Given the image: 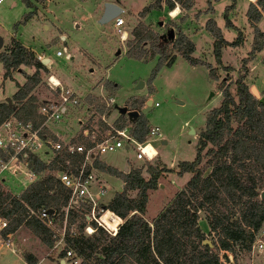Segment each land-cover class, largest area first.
I'll use <instances>...</instances> for the list:
<instances>
[{"label":"rangeland","instance_id":"rangeland-1","mask_svg":"<svg viewBox=\"0 0 264 264\" xmlns=\"http://www.w3.org/2000/svg\"><path fill=\"white\" fill-rule=\"evenodd\" d=\"M118 1L125 9L121 16L125 19L123 29L128 33L122 42L118 39V35L113 32L111 21L106 24L97 22V8L103 5L104 0H42L40 2L31 0L33 7H26L21 0H1L0 53L8 52L12 40H16L24 47H34L50 58V69L43 67L37 70L40 78L34 88V92L38 96L37 102L49 95L44 82L49 73L83 93L94 88L95 82L100 76L114 81L118 87L113 92L114 101L111 107H104V101L99 96H85L89 106L94 105L95 113H103L105 120L114 128L120 124L129 125L126 115L118 114L116 107L122 106L125 99L132 95L144 99L141 106L143 108L140 107L139 112L146 120V126L148 124L157 126L160 131V138L152 144L158 155L150 162L135 160L132 148H120L101 155L100 159L106 165L124 173L128 169L137 168L145 179L149 176L148 166L164 168L157 179L156 188L146 191L147 201L144 206L143 218L151 221L171 202L191 176V173L177 175V163L193 159L197 134L204 128L205 116L211 108L218 106L222 99L220 89L224 85H229L232 90L234 79L238 75L244 76L249 70L248 63L251 59L252 68L247 78L244 79L243 77V82L245 80L244 83L248 90L250 86L254 85L259 96L264 95V44L255 55L253 53L255 48L258 49L264 40L261 41L257 38L253 41V27L250 26L251 24L247 22L245 17L249 2L255 4L256 0H234L232 7L226 14L233 27H227L223 19L224 8L232 0H190V7L192 6V8L187 17L179 16L180 13L172 17L170 15L171 10L166 15L165 10L150 9L142 16L143 18L146 15L145 19L149 22H141L147 28H152L153 32L158 35L166 34L172 30V38L157 42L156 40H148L141 44V48L145 52H149L151 47L160 42L166 45L167 55L178 56L170 66L160 67L149 83L148 77L156 63L157 55L148 56L142 61L128 57L123 50L126 51V42L132 39L131 30L137 24L132 18H128V13L136 14L153 0ZM180 2H184V0H176L174 3L179 5ZM33 8L35 9L33 10ZM48 9L52 10L49 14L46 13ZM184 9L186 10V8ZM32 10L34 13L31 14V17L22 21L24 14L28 11L32 12ZM169 16L172 18L171 20ZM181 18L184 20L182 21ZM159 20L160 22H158ZM207 20H214V25L219 28L222 38L227 42L235 38L236 30H240L242 34L241 45L236 47L226 45L221 49L220 60L231 67L216 63L212 54L214 37L205 28ZM256 26L264 33V14ZM180 30L187 33L190 40L194 42V54L196 57L205 60L204 64L191 68L185 59L180 57V52L172 47V41ZM60 34L63 35V38ZM56 50L61 51L60 56L55 55ZM119 50L120 53L117 55ZM91 59H95L94 64L90 62ZM240 60H242L241 65ZM245 63L246 67L243 66ZM224 67H228L229 70H224ZM232 67L235 68V71ZM89 68H92V72L88 71ZM204 68L208 71L211 70L210 77ZM3 71L0 62V101L5 102L1 99L9 97L10 102H13L17 107L19 103L11 101L16 83L23 81L24 74H33L35 68L19 65L17 69L9 70L7 76L3 75ZM104 96L106 97V95ZM148 99L151 104L146 105L145 102ZM154 103L157 104L154 105ZM129 105L130 103L124 106L129 109ZM100 107L103 109L102 112L98 111ZM91 119L103 131V122L98 116L94 114ZM61 125L76 129V119L74 116L71 118L69 116L68 119H63ZM162 140L165 143H162ZM126 160L129 168L124 170ZM207 160L208 157L202 155L197 166H203L204 175L210 170L206 163ZM105 181L107 188H102L101 192L96 195L95 215L105 209L114 193L121 191L122 181L119 177L105 176ZM100 184H104V181L95 183L93 191H97ZM8 185L12 187L13 184L8 183ZM4 190L2 192L13 194V191ZM104 193H106L105 196H103ZM127 196L134 199L136 190L127 191ZM82 212L86 213L87 210L84 209ZM74 213L77 217L71 226L76 230L80 220L79 216L82 214ZM205 215L203 210L198 212L197 225L202 231L204 239L214 243L216 236L209 231ZM257 231L256 235L264 241V222L260 224ZM12 240L16 248L15 253L22 258L24 255L30 254L35 263L40 260L38 264H59L58 258L61 257L58 256V252L56 250L50 251V248L46 247L39 237L30 233L24 226L13 232ZM3 248L0 246V249ZM217 258L220 264H264V253L255 248L251 250V247L246 250L235 244L231 246V252L219 250ZM65 259V264H74L71 260L67 261V257ZM80 261L81 259L78 258L75 264ZM0 264L26 263L23 259H18L7 253L0 256Z\"/></svg>","mask_w":264,"mask_h":264},{"label":"trees","instance_id":"trees-1","mask_svg":"<svg viewBox=\"0 0 264 264\" xmlns=\"http://www.w3.org/2000/svg\"><path fill=\"white\" fill-rule=\"evenodd\" d=\"M21 1L26 7H33L31 0ZM175 1L163 0V3L168 10H172ZM233 2L223 12L227 27H233L226 16ZM190 5V0L179 3L181 8L186 9ZM257 7L263 11L264 0H256L255 4L249 2L245 16L253 27V41L257 38L263 41L264 34L255 25L260 18ZM160 8L161 0H153L141 9L139 16L142 17L150 9ZM31 14L30 11L25 13L22 21L29 19ZM205 28L214 37L212 54L217 64H220L222 46H238L242 43L240 30H236L235 38L227 42L213 21L207 20ZM131 35L132 39L126 42L125 55L142 61L148 56L157 55L148 77L150 83L160 67L170 66L175 57L167 55L166 45L160 42L151 47L149 52H145L141 44L148 40L157 42L169 38L166 34H156L140 21L132 28ZM172 47L190 64L199 63L190 56L192 43L180 31L172 41ZM0 62L4 76L19 65L35 68L33 74H25L22 85H16L17 90L11 101L19 103L38 84L40 78L37 70L44 66L31 50L16 40H12L8 52L0 53ZM224 70L228 71L229 68L224 67ZM209 74H212L210 69ZM243 77L238 75L234 79L232 90L229 85L220 89L222 99L205 116L204 128L197 134L193 159L177 163V175L191 173V176L171 202L151 221L143 218L146 191L156 188L157 179L164 168L148 166L149 176L145 179L137 168L124 173L95 159V168L117 176L123 182L121 191L114 193L105 206V209L113 212V218L104 216L109 223L118 224L120 218L122 222L113 235L101 228L86 235L82 232L83 216H79L76 234L65 237V247L58 256L63 258L65 250L70 249L77 259H81L78 264H220L217 258L219 250L231 252L233 244L248 250L264 218V198L259 197L260 191H264V95L260 100L254 98L243 82ZM103 84L107 89L112 87V83L107 80ZM32 100L29 96L18 107L13 102H0V122L9 114H15L21 119L32 115L34 106L29 103ZM143 101L142 97L131 98L129 110L138 111V115L128 120L129 125L117 126H129L130 134L137 140L142 138L147 129L146 120L139 112ZM28 104L32 108L27 110L25 106ZM98 111L102 112L103 109L100 107ZM202 155L208 157L206 163L210 170L206 175L203 166L197 167ZM52 186L50 178L36 181L17 198L11 197L9 193L3 194L0 190V215L9 218L3 232L10 233L24 226L50 248L53 243L50 232L35 217H25V205L34 211L41 206L59 210L65 204L66 196L59 186L57 192L50 193ZM131 190H136L134 199L127 196V191ZM200 210L206 213L209 231L216 236L212 246L202 243L204 236L197 225ZM76 217L75 213L68 212V225L73 224ZM23 260L26 264L35 263L30 254L24 255Z\"/></svg>","mask_w":264,"mask_h":264},{"label":"built area","instance_id":"built-area-1","mask_svg":"<svg viewBox=\"0 0 264 264\" xmlns=\"http://www.w3.org/2000/svg\"><path fill=\"white\" fill-rule=\"evenodd\" d=\"M111 22L113 32L122 42L127 34L122 28V18L117 15ZM55 55L60 56L61 51L56 50ZM35 58L41 62L44 55L36 53ZM42 65L50 69L49 61ZM44 82L49 95L36 103L32 115L21 119L9 114L0 122V190L13 191L10 196L17 198L32 183L46 178L53 182L50 193L57 192L58 186L63 190L66 201L59 210L41 206L34 211L25 205V217H35L48 229L53 240L51 249L58 247L59 253L65 247V237L76 234L72 224L67 223L70 211L82 214L85 222L82 232L86 235L92 234L96 228L113 235L121 223L120 219L111 229L100 220L102 211L95 215L96 195L106 185L100 184L98 190L93 191L95 183L103 182L94 175L97 168L93 166V161L100 160V156L107 152L132 148L135 160L150 162L157 156L152 144L160 138V131L157 126H148L142 138L137 140L130 134L129 126H110L103 113L97 114L94 105L89 106L85 96L62 84L53 74L49 73ZM99 97L104 101V107H111V97ZM94 114L104 123L103 131L91 119ZM69 116L76 119V129L66 128V123L61 125L63 119ZM8 183H12V187ZM84 209L86 213L82 212ZM8 222L9 218L0 215V246L16 254L12 240L15 231L3 232ZM256 232L249 247L264 253V241ZM65 256L67 261L77 262L70 249L65 250ZM65 258H62L63 262H66Z\"/></svg>","mask_w":264,"mask_h":264},{"label":"crops","instance_id":"crops-1","mask_svg":"<svg viewBox=\"0 0 264 264\" xmlns=\"http://www.w3.org/2000/svg\"><path fill=\"white\" fill-rule=\"evenodd\" d=\"M104 1H110V2H113V3H115V4H117L120 8H121V12H120V14H119V16L122 18V28H123V26H124V21H125V19L121 16V13H123L124 12V7L123 6H121L120 5V1H118V0H104ZM152 1V0H151ZM176 7H178V9H179V11H178V13H180L179 14V16H182V17H187L188 16V12H190V9L192 8V6L191 7H188L186 10L184 9V8H181V11H180V7H179V5L178 4H174V7L173 8H175L176 9ZM258 8V10H260V8L259 7H257ZM35 8H33V10H34ZM33 10H32V14L34 13L33 12ZM160 10H165V12H166V15L168 14V12L170 11V10H168L167 8H166V6H165V4L164 3H161V8H160ZM52 10H47L46 11V13L47 14H49V12H51ZM97 11H98V14L96 15V18H98V16L100 15V13H101V11H102V5H100V6H98V8H97ZM140 11V10H139ZM138 11V12H139ZM128 12V11H127ZM138 12L136 13V14H130V13H128V18L129 19H133L134 21H136L135 23H137V22H143V23H147V22H149V21H147L146 19H145V17H146V15L142 18V17H139L138 16ZM263 14H264V11H261L260 10V18L263 16ZM91 16V15H90ZM246 17V16H245ZM260 18H259V20H260ZM169 19L171 20L172 18L169 16ZM208 19H211V18H208ZM181 20L183 21L184 20V18H181ZM246 20H247V18H246ZM258 20V21H259ZM146 21V22H145ZM214 21V20H213ZM257 21V22H258ZM158 22H160V20L158 21ZM247 22H248V20H247ZM257 22L255 23V25L257 24ZM250 24V23H249ZM233 25V24H232ZM111 26H112V22H111ZM251 27H252V25H250ZM217 27V26H216ZM257 27V26H256ZM45 28H46V26H45ZM218 28V27H217ZM151 30H152V28H150ZM219 29V28H218ZM152 31H154V30H152ZM181 31V33H183L185 36H186V38L188 39V40H190V37L188 36V34L187 33H184L182 30H180ZM262 32V31H261ZM126 33H127V31H126ZM263 33V32H262ZM128 34V33H127ZM264 34V33H263ZM60 36H62V38H63V35H61L60 34ZM190 42L192 43V46H193V51L191 52V54H190V56L191 57H193V58H195V59H199L198 61H199V63H196V64H190L188 61H186L188 64H189V66H191V68H195V67H197V66H199V65H202V64H204L206 61L205 60H202V59H200L199 57H196L195 56V54H194V50H195V45H194V42H192V40H190ZM263 44H264V42L262 43V45H260V47L258 48V49H255L254 51H253V53H254V55H255V53L258 51V50H260L261 48H262V46H263ZM241 45V44H240ZM240 45H238V46H240ZM224 46H226V45H224ZM224 46H222V48L224 47ZM236 47V46H235ZM25 48H27V47H25ZM221 48V49H222ZM27 49H29V50H31L33 53H34V56H35V54L36 53H42L43 55H44V58H43V60H46L45 62H47V61H49V64H50V68H51V63H50V58L48 57V56H46L43 52H39L37 49H35L34 47H29V48H27ZM124 51V54H125V50H123ZM119 53H120V50L116 53L117 55H119ZM221 53H222V50H220V58H221ZM251 55H253V54H251ZM176 56H178V55H176ZM176 56H175V58H176ZM181 57V56H180ZM95 59H91L90 60V62L92 63V64H94L95 63V61H94ZM175 61V60H174ZM173 61V62H174ZM44 62V63H45ZM241 62H242V60H240V65H241ZM220 63L222 64V65H224V66H226L227 64H226V62H222L221 60H220ZM42 64V63H41ZM239 65V66H240ZM248 65H249V70H247V72L244 74V79H246L247 78V76L249 75V73H250V69L252 68V59L250 60V62L248 63ZM227 66H229V65H227ZM243 66L244 67H246V63L245 64H243ZM229 67H231V66H229ZM233 68V67H232ZM234 69V71H235V68H233ZM19 71H20V69H18ZM204 70L205 71H207V74H208V76L210 77V75H209V71H208V69H206V68H204ZM237 70V69H236ZM88 71L89 72H92V68H89L88 69ZM232 73H234L233 71H232ZM235 74V73H234ZM26 75H30V74H26ZM216 75V74H215ZM25 74L23 75V81L21 82V83H16V85H22L24 82H25ZM217 76V75H216ZM212 78H214V77H212ZM52 79H54V78H52ZM236 79V78H235ZM105 80H107V81H109V82H111L112 83V87L110 88V89H107L105 86H104V84H103V82L105 81ZM61 82H62V80H61ZM244 82H245V80H244ZM65 86H67V87H69V88H71L72 90H74L75 92H77V94H79L80 96H87V95H89V96H91V97H98V96H100V95H106L107 97H111L112 98V100L114 101V99H113V92H115V88L116 87H118V85H117V83H115L114 81H112V80H109L108 78H105V77H102V76H100L97 80H96V82H95V85H94V88H92L90 91H88V92H81V91H79V90H76V89H73L72 87H70V85H68V84H65L64 82H62ZM36 87V85L29 91V93L26 95V97L24 98V99H22L20 102H19V104H17L18 106L21 104V103H23L24 101H25V99H27V97H29L30 96V98L31 99H33L31 102H29L30 104H31V106H34V111H35V106H36V103H37V100L36 99H38V96H37V94H35V88ZM17 90V86L15 87V91ZM103 90V91H102ZM14 91V92H15ZM13 92V93H14ZM13 93H12V95H13ZM104 93V94H103ZM11 95V96H12ZM137 95H132V96H130L129 98H127V99H125V101L123 102V105L122 106H124V105H126V104H128V103H130V100H131V98H135ZM9 98V97H8ZM1 100H4L5 101V98H3V99H1ZM86 101V100H85ZM0 102H2V101H0ZM88 104H89V102L88 101H86ZM17 106V107H18ZM29 107V104L27 105V106H25V109H30V108H32V107ZM141 108H143V107H141ZM119 114V113H118ZM148 126H150L149 124L147 125V127ZM162 143H165V141L164 140H162ZM158 155V154H157ZM100 161H101V159H100ZM103 162V161H102ZM128 161L126 160L125 161V163H124V170L127 168H129V166H128ZM118 170V169H117ZM129 170V169H128ZM120 171V170H119ZM94 175L96 176V177H98V178H100V179H102L103 181H104V184L107 186V183H106V181H105V176H109L107 173H104V172H102V171H100V170H98V169H96L95 170V172H94ZM122 184H123V182H122ZM107 188V187H106ZM107 193V192H106ZM106 193H104V195L103 196H105V194ZM102 196V197H103ZM121 219V218H120ZM121 222H122V220H121ZM52 246L50 247V251H52ZM58 248V247H57ZM54 249V250H56L57 252H58V249ZM7 253H9V254H11L12 256H14V257H16V258H18V259H23L20 255H18V254H14L13 252H11L9 249H7V248H3V249H0V256L1 255H5V254H7ZM57 254H59V253H57ZM58 260H59V264H65L66 262H65V260H64V262H63V260H62V258H58ZM40 262V260H38L35 264H38ZM62 262V263H61Z\"/></svg>","mask_w":264,"mask_h":264},{"label":"water","instance_id":"water-1","mask_svg":"<svg viewBox=\"0 0 264 264\" xmlns=\"http://www.w3.org/2000/svg\"><path fill=\"white\" fill-rule=\"evenodd\" d=\"M120 12H121V8L117 4L110 2V1H105L102 5V11L97 18V22L99 24H106V23L110 22L114 17L119 15ZM166 35L168 38H172V30H169L166 33ZM0 45H1V40H0ZM45 61L46 60H43V61H41V63H44ZM248 91L254 98L259 99V100L261 99V97L259 96V92L254 85L250 86ZM5 101L10 102V98L6 97ZM145 103H146V105H149L150 100L149 99L146 100ZM116 109H117L119 114L126 115L128 120H130L131 118H135L138 115V111L129 110L126 108V106L116 107ZM259 197L264 198V191H260ZM202 243H206L209 246H211V243L208 240L204 239L202 241Z\"/></svg>","mask_w":264,"mask_h":264},{"label":"bare ground","instance_id":"bare-ground-1","mask_svg":"<svg viewBox=\"0 0 264 264\" xmlns=\"http://www.w3.org/2000/svg\"><path fill=\"white\" fill-rule=\"evenodd\" d=\"M178 8V7H177ZM177 8L176 9H172L171 11H170V15H171V13H173V12H176V14L178 13V11H176L177 10ZM172 16V15H171ZM173 17V16H172ZM125 35V34H124ZM125 37V36H124ZM101 216H100V220L107 226V227H109V228H111V229H113V228H115V226H116V223L115 224H112V223H109V222H107L105 219H104V216L105 215H108V218H113V213L111 212V211H109L108 209H103L102 210V212H101V214H100Z\"/></svg>","mask_w":264,"mask_h":264},{"label":"clouds","instance_id":"clouds-1","mask_svg":"<svg viewBox=\"0 0 264 264\" xmlns=\"http://www.w3.org/2000/svg\"><path fill=\"white\" fill-rule=\"evenodd\" d=\"M176 11H179V9L177 8ZM171 15L174 17L176 15V12L171 13Z\"/></svg>","mask_w":264,"mask_h":264}]
</instances>
